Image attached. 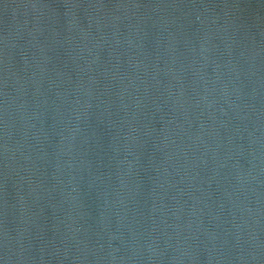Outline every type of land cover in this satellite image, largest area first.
Returning <instances> with one entry per match:
<instances>
[{
  "label": "water",
  "instance_id": "obj_1",
  "mask_svg": "<svg viewBox=\"0 0 264 264\" xmlns=\"http://www.w3.org/2000/svg\"><path fill=\"white\" fill-rule=\"evenodd\" d=\"M0 264H264V0H0Z\"/></svg>",
  "mask_w": 264,
  "mask_h": 264
}]
</instances>
